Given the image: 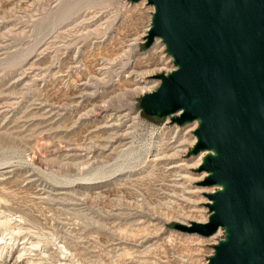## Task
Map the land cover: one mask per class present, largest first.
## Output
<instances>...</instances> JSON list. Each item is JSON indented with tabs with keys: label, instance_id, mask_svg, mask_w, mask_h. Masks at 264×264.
Instances as JSON below:
<instances>
[{
	"label": "rangeland",
	"instance_id": "374dc122",
	"mask_svg": "<svg viewBox=\"0 0 264 264\" xmlns=\"http://www.w3.org/2000/svg\"><path fill=\"white\" fill-rule=\"evenodd\" d=\"M149 11L144 0H0V264L212 254L218 231L173 228L205 223L216 189L188 154L196 123L138 107L174 69L158 39L143 47Z\"/></svg>",
	"mask_w": 264,
	"mask_h": 264
},
{
	"label": "water",
	"instance_id": "95a60500",
	"mask_svg": "<svg viewBox=\"0 0 264 264\" xmlns=\"http://www.w3.org/2000/svg\"><path fill=\"white\" fill-rule=\"evenodd\" d=\"M144 1L153 11L143 47L160 40L174 69L155 76L139 110L195 122L188 154L204 152L201 185L218 188L205 195V223L173 228L222 230L206 264H264V0Z\"/></svg>",
	"mask_w": 264,
	"mask_h": 264
},
{
	"label": "bare ground",
	"instance_id": "6f19581e",
	"mask_svg": "<svg viewBox=\"0 0 264 264\" xmlns=\"http://www.w3.org/2000/svg\"><path fill=\"white\" fill-rule=\"evenodd\" d=\"M141 1H142V0H141ZM155 40H156V39H155ZM155 40H154V42H155ZM154 42H153V43H154ZM152 45H153V44H152ZM175 115H178V113H176ZM194 141H195V138H193V143H194ZM197 155H198V156H197ZM203 155H204V152H201V153H198V154L195 155V156L198 158V160H197V164L195 163L197 166L200 164V162H201V158L203 157ZM205 176H206V174H205ZM216 189H218V188H216ZM216 189H215V190H216ZM215 190H212L211 193H212L213 191H215ZM211 193H210V194H211ZM180 225H181V224H180ZM216 233H217V232H215L214 234H216ZM218 233H219V231H218ZM214 234H213V235H214ZM213 235H211V236H213Z\"/></svg>",
	"mask_w": 264,
	"mask_h": 264
},
{
	"label": "built area",
	"instance_id": "2783aa9c",
	"mask_svg": "<svg viewBox=\"0 0 264 264\" xmlns=\"http://www.w3.org/2000/svg\"><path fill=\"white\" fill-rule=\"evenodd\" d=\"M148 8H149V10H150V11H149L150 14H152V11H153V10L150 8V6H148ZM153 42H154V41H153ZM157 42L160 44V46H161V50L164 52V48L162 47V43L160 42V40H157L156 43H157ZM167 58H168V57H167ZM168 59H169V58H168ZM217 231H219V233H218V237H219V239H221V238H222V234H223V233H222V230H221V229H217ZM217 231H216V232H217ZM219 239H218V240H219Z\"/></svg>",
	"mask_w": 264,
	"mask_h": 264
}]
</instances>
